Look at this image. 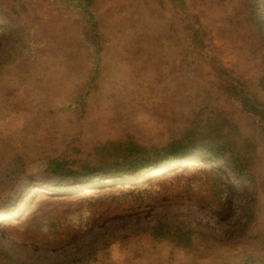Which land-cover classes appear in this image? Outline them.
Segmentation results:
<instances>
[{
    "label": "rangeland",
    "instance_id": "1",
    "mask_svg": "<svg viewBox=\"0 0 264 264\" xmlns=\"http://www.w3.org/2000/svg\"><path fill=\"white\" fill-rule=\"evenodd\" d=\"M205 1L189 0V9L210 33L216 59L263 89L264 101V85L253 69L262 30L233 32L217 0ZM173 13V8L164 11V0H99L94 24L67 18L41 31L52 49L32 55L25 75L13 69L20 60L10 32L0 35V209L10 203L12 188L3 178L10 162L32 166L64 154L92 160L132 137L147 145L165 143L186 129L212 130L215 121L207 125L206 119H221L214 111L202 114L195 105L204 97H218L226 123L241 133V141H223L235 152L243 145L253 149L248 158L264 186V137L257 118L243 114L237 100L228 104L225 97L207 92L206 83L191 87L192 105L180 103L190 89L180 73L192 57L164 47V15ZM77 28L87 29L86 41L106 46L103 63L92 64L90 51L72 50ZM93 80L101 90L80 118L68 102ZM204 163L202 168H157L136 182H86L62 191L38 188L34 177L33 189L18 186L24 191L17 211L0 215V255L9 264H264V190L252 225L240 231L246 186L222 165ZM179 223L198 236L186 247L153 238L154 227Z\"/></svg>",
    "mask_w": 264,
    "mask_h": 264
},
{
    "label": "trees",
    "instance_id": "2",
    "mask_svg": "<svg viewBox=\"0 0 264 264\" xmlns=\"http://www.w3.org/2000/svg\"><path fill=\"white\" fill-rule=\"evenodd\" d=\"M193 1L200 2L201 0ZM0 2L4 4H0V35L10 32L8 37L11 38L13 50L16 49L15 59L20 60L18 64L13 65V69L18 75H25L23 72L29 74L26 63L32 55L52 49L48 44V39L41 34L43 29L50 27L52 23L67 21V18L68 21L77 19L83 24H85L84 21L89 25L94 24L93 21L96 20L99 6V0H0ZM188 2L189 0H164V11L168 12L170 8H173L174 13L169 16L164 15V33L160 32L164 36L165 48H179L182 55L192 57V60L180 73L182 80L189 83L187 89L190 88L180 103L192 105L191 87L194 84L206 83L204 88L207 92L225 97L228 104L233 99L237 100L241 104L243 114L257 118L262 128L259 136L263 138L264 101L259 96L263 89L258 90L255 87L257 84L252 85L243 78L237 77L233 70L225 67L221 61L216 59L209 40L210 33L202 28L198 17L189 9ZM205 2L210 3L211 0ZM261 5V0H217V10L227 15L225 20L233 32L236 33L241 27L250 29L252 32L262 30L263 34L260 39L262 41L260 44L258 40L256 63L253 69L259 74L261 81L258 84L264 85V15L261 12ZM52 8L54 9L50 12ZM19 25H22V28ZM72 33L76 36L73 37L72 50L90 51L92 64L104 62L106 46L88 42L91 41L90 39L86 41L83 34H88L87 29L77 28V31ZM246 34L248 33L243 34V38L246 37ZM251 48L254 47L251 46ZM205 70H209V73L205 74ZM100 90V85L93 80L91 86L81 87L76 97L68 102L69 106L71 108L74 106L77 109L80 118L84 117L90 108L91 98ZM204 98V102L199 99L195 102V105L201 108L202 114L208 111L213 114L214 111L217 114L216 117L221 119V123L212 118L206 119L207 125H210L209 122L215 121L212 130L186 129L170 136L165 143L162 141L157 144L147 142V145L137 144L136 138L132 137L128 142L121 143L115 151L104 158L94 157L92 160L72 159L71 155L64 154L49 157L32 166L10 162L3 175L5 184L12 188L10 203L0 209V215L17 211L16 209L22 203L23 191L33 189L30 182L34 177L38 180V188L62 191L73 184L86 182L118 179H130L136 182L137 178L151 169H164L172 165H182L183 169L202 168V165L205 164L204 160L207 159L232 171L246 186L248 202L240 231L248 230L255 218L254 211H257L255 209L261 200L260 192L264 190V186L260 184L262 176L255 177L252 165L256 164L248 158V152L253 149L246 150V145H243L239 152H235L227 141H223L229 140V137L241 141V133L232 132L229 122L226 123V112H221L217 96L215 99ZM261 109L262 111H260ZM244 141H242L243 144ZM200 159L202 161L197 162ZM193 161L195 163H192ZM20 184L24 190L18 189ZM219 193L222 192L219 191ZM152 236L158 241L184 243L185 247L198 237L193 229L180 223L174 226L154 227ZM9 261L8 257L3 258L0 255L1 263L9 264ZM61 263L65 262L61 261Z\"/></svg>",
    "mask_w": 264,
    "mask_h": 264
},
{
    "label": "bare ground",
    "instance_id": "3",
    "mask_svg": "<svg viewBox=\"0 0 264 264\" xmlns=\"http://www.w3.org/2000/svg\"><path fill=\"white\" fill-rule=\"evenodd\" d=\"M165 168H167V167H165ZM165 168H164V169H165ZM155 169H157V168L151 169L149 172L145 173L143 176L145 177V176L149 175L150 172H151L152 170H155ZM161 170H162V169H161Z\"/></svg>",
    "mask_w": 264,
    "mask_h": 264
}]
</instances>
